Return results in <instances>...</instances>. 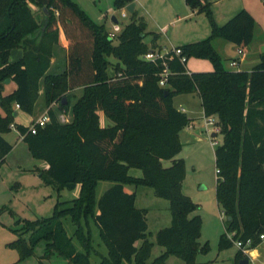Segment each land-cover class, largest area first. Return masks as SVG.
I'll list each match as a JSON object with an SVG mask.
<instances>
[{"label":"trees","instance_id":"obj_1","mask_svg":"<svg viewBox=\"0 0 264 264\" xmlns=\"http://www.w3.org/2000/svg\"><path fill=\"white\" fill-rule=\"evenodd\" d=\"M133 3L118 0L116 7ZM209 16L213 34L208 40L178 48L180 56L170 52L163 60L147 62L144 56L160 49L159 36L153 35L151 48L143 21L135 19L111 39L105 26L97 25L73 0H0V166L14 149L5 135L15 123V106L34 115L44 90L46 107L60 104V112L71 113L73 122L62 124L59 111L51 109L50 123L37 134L33 135L30 127L18 125L17 130L32 157L48 164L43 172L46 185L59 195L81 186L80 198L59 202L51 219L28 222L23 235L12 244L20 251L21 261L45 241L43 259L58 255L68 264H91L93 253L100 256L101 264H168L172 256L196 264L198 254L207 252L208 247L200 243L202 219L193 216L199 207L183 193L186 166L178 156L183 148L181 133L192 120L175 107L179 95L197 94L206 117L217 118L216 127L224 137L215 151L217 198L232 221H227L220 250L234 245L228 233H236V240L244 243L251 241L252 250L263 243L264 53L251 72L226 70L214 41L222 39L246 48L253 43L256 20L247 10L224 26H219L210 12ZM61 32L67 39V56L64 67L53 72ZM17 50L23 57L12 60ZM111 57L117 62L112 63ZM183 57L188 62L208 60L214 70L189 75ZM164 63L171 75L167 87L161 88ZM8 80L16 83L17 90L5 96ZM80 89V98L70 95ZM100 112L112 126H101ZM166 161L172 162L168 168ZM132 170L142 171L143 177L131 176ZM103 181L114 186L97 202V187ZM127 185L151 188L158 198L171 203L172 226L157 235L165 253L153 262L149 211L137 208L136 194L129 193ZM67 218L77 227L75 237L84 253L77 250L74 237L64 228ZM92 221L107 256L94 245ZM24 234L33 235L30 243ZM245 256L239 250L237 263Z\"/></svg>","mask_w":264,"mask_h":264},{"label":"rangeland","instance_id":"obj_2","mask_svg":"<svg viewBox=\"0 0 264 264\" xmlns=\"http://www.w3.org/2000/svg\"><path fill=\"white\" fill-rule=\"evenodd\" d=\"M73 1L97 25L105 26L110 33L114 32L115 26L124 29L135 19L145 22L147 33L150 34L146 43L152 48L153 35H158L157 46L160 49L156 51H161L164 55L173 48L178 49L208 40L213 34L209 12L219 26H224L239 12L247 10L256 16L260 27L259 33H261V29L264 31V0H134L136 4L135 13L128 11L130 5L118 9L116 7L118 0ZM31 7L37 11V14L41 15L36 6L32 5ZM113 18H116L119 23L115 24ZM219 43L226 44L228 42L221 40ZM216 48L225 56L224 66L231 68L229 61H227V55H224L223 46L217 44ZM234 54L235 51L228 55L234 56ZM12 60H15L14 56ZM54 60L52 71L56 72L58 68L64 67L65 54L59 52ZM110 61L112 63L117 62L114 57H111ZM188 68L193 71L209 68L213 71L214 66L208 60L191 59ZM15 88L16 83L10 85L8 91L14 93ZM4 95L6 96L7 93ZM70 95L80 98L82 91L72 92ZM174 103L178 110L186 108L190 112L189 116L195 120V127L192 129L188 127L185 130L186 137H189L190 140H185V143H182L183 148L178 159L183 160L186 166L183 193L198 205L199 210L193 216L199 215L203 222L201 246L208 247L207 252L198 254L196 264H238L239 248L235 244L230 249L220 250L221 237L227 233L228 217L219 207L217 198L215 151L224 141L223 135L219 133L216 127L217 118L206 117L199 96L179 95L175 97ZM51 109L59 111V120L62 124L73 122L71 113L60 112V104H54ZM51 109L47 108L44 99L39 97L34 115L21 113L24 120V125L21 126L30 127L32 118L49 114ZM214 134L217 136L213 137ZM5 137L9 143L15 145L20 139V134L17 130L12 129ZM44 165L46 163L34 159L28 147L23 144L0 166V264H68L65 258L58 255L51 259H43L47 249L45 241L39 242L34 254L24 261H21L20 251L12 246L23 235L28 222L51 219L59 202L69 203L81 196L80 185L72 190H64L61 195L53 186L46 185L42 170ZM164 165L168 168L172 162L166 161ZM130 174L138 178L143 177L142 171L139 170H132ZM113 186L112 182H100L96 192L97 202ZM126 188L137 193V207L149 211L147 217L149 239L154 244L150 262H153L165 253V249L158 245L157 235L162 230L172 226L171 203L158 198L151 188H137L130 185H127ZM63 224L68 235L74 237L77 250L84 253L79 239L75 237L77 227L72 219H64ZM91 228L96 249L107 256L108 250L101 240L100 231L94 221L91 222ZM23 238L30 243L33 235L24 234ZM141 244L140 242L138 246ZM257 253L258 256L255 260L250 257L256 255H246L244 261L249 260L250 264H264V243L257 248ZM101 262L100 256L95 253L91 255V264H101ZM168 264L186 263L172 256L168 259Z\"/></svg>","mask_w":264,"mask_h":264},{"label":"crops","instance_id":"obj_3","mask_svg":"<svg viewBox=\"0 0 264 264\" xmlns=\"http://www.w3.org/2000/svg\"><path fill=\"white\" fill-rule=\"evenodd\" d=\"M252 14V13H251ZM256 20V26H255V32H254V40H253V43L246 47V48H239L237 47L236 45L234 44H231V43H226V44H223V43H219L222 39H216L213 43V46L215 48V50L218 52V54L221 56V58L224 60V57L223 54L220 53V51L217 50L216 48V45L217 44H221V46H223L224 48V55H227V61H229V64L231 66V63L233 61H236L238 62L239 66L238 67H231L232 69H237V70H232L231 68H226L225 66V69L228 70V71H247V72H251L261 61V56L262 54L264 53V31H262L261 29V33H259V22L256 18V16L254 14H252ZM119 23V22H118ZM117 23V24H118ZM60 40H61V48H59L58 50V53L59 52H63L65 54V58L67 56V48H68V43H67V39L65 37V35L63 34V32H61V37H60ZM227 42V41H226ZM173 49H176V48H173ZM172 49V50H173ZM171 51H168L166 54L172 52ZM235 51V54L234 56H230L228 55L229 53H233ZM240 52H242L240 54ZM165 54V55H166ZM13 56L15 57V60H19L23 57V52L20 51V50H17L13 53ZM55 60H53V64H54ZM189 63V62H188ZM188 63H187V70H189L191 73H199V72H212L209 68H207V70H200V69H196L195 71L191 70L190 68H188ZM54 66V65H53ZM214 70V68H213ZM52 71V70H51ZM12 84H15L14 82H11L10 84H7L6 85V88H5V92L4 93H7V95H10L12 94L11 91H8V87ZM17 90V85H16V88H15V91ZM77 91H82L81 89L80 90H77ZM75 91V92H77ZM43 94H44V90H41L40 92V97L41 99L43 98ZM198 96L197 94H193V95H190V96ZM188 96V95H187ZM44 99V98H43ZM175 105V103H174ZM15 109H16V106H15ZM178 109V108H177ZM180 110H182L184 113H186L188 115V117L192 120V124L191 126H189L190 129L194 128L195 125H194V119L192 117L189 116V113L186 108H181ZM16 113H17V117L16 120H15V123L13 126L16 127L15 130H17V126L18 125H24V120L22 119L21 117V113L22 111L20 110H17L16 109ZM2 114H4V112L1 110ZM36 112V111H35ZM192 113V112H191ZM44 116V115H43ZM43 116L41 117H34L31 119L30 123L33 125L36 121H38L40 118H42ZM22 119V120H21ZM100 122H101V126L102 127H109V126H112V122L105 116V114L103 113H100ZM13 129V128H12ZM14 130V129H13ZM186 130V129H185ZM185 130L181 133V142L184 144L185 143V140L186 141H189L190 138L189 137H186V132ZM17 132L20 134V132L17 130ZM186 137V138H185ZM11 144V143H10ZM23 144H25V146L28 147V145L24 142V136H22L20 134V139L18 141V143H16L15 145H13L14 149L13 151L11 152V154H13L16 149L18 147H21ZM29 149V148H28ZM10 154V155H11ZM10 155L8 156L7 160L9 159ZM46 163V162H45ZM49 168L48 164L46 163V165H44V167L42 168L43 171H46L47 169ZM126 190L129 192V193H135L133 190H130V189H127ZM136 194V206H137V193ZM139 208V207H137ZM139 209H142V208H139ZM139 244V243H138ZM137 244V245H138ZM263 244V243H262ZM261 244V245H262ZM260 245V246H261ZM259 246V247H260ZM254 254L256 255L255 257L257 258V249L254 250L252 253H251V256H254ZM250 264V262H249Z\"/></svg>","mask_w":264,"mask_h":264},{"label":"built area","instance_id":"obj_4","mask_svg":"<svg viewBox=\"0 0 264 264\" xmlns=\"http://www.w3.org/2000/svg\"><path fill=\"white\" fill-rule=\"evenodd\" d=\"M121 31H122V29L119 26H115L114 32L110 33V38L111 39H115L117 37V35L121 33ZM172 52L176 53L179 56L182 55V51L180 49H173ZM241 53L242 52H240V54ZM164 57H165V55L162 54L161 52L151 51V52H149L148 54H146L144 56V60L147 61V62H157L159 60H163ZM182 63L187 67V63H188L187 58L183 57L182 58ZM238 66H239V64L236 61H233L231 63V67H238ZM164 68H165V70L161 74L160 82H159V85H160L161 88H166L167 87L168 81H169V78H170V75H171V71L169 69V66L166 63H164ZM187 73L189 75H191V72L189 70H187ZM16 109L20 110L21 107L19 105H16ZM49 122H50V117H49V114L47 113L42 118H40L38 121H36L33 125L30 126V132L33 135L37 134L38 130L41 129V128H45ZM12 128L16 129L15 126H12ZM229 235H231V240H229V241H231L235 245L238 244L239 245V247H238L239 250H242L245 255L251 256V253L254 251V250L251 249V241H248V242L244 243V242H242L240 240H236V238H235L236 237V233H228L227 237H229ZM261 240L264 243V235L261 236Z\"/></svg>","mask_w":264,"mask_h":264},{"label":"water","instance_id":"obj_5","mask_svg":"<svg viewBox=\"0 0 264 264\" xmlns=\"http://www.w3.org/2000/svg\"><path fill=\"white\" fill-rule=\"evenodd\" d=\"M135 8H136V4L133 3L132 5H130V6L128 7V11H129L130 13H135ZM113 22H114L115 24H117V23H118V20H117L116 18H113ZM6 83H7V84H10L11 81L8 80ZM166 94L168 95L169 93L167 92ZM65 104H66V101H65ZM15 117H17V113H15ZM216 136H217V134H214V135H213V137H216ZM228 221H229V222L232 221V218H228ZM249 262H250L249 260H246V261H242L241 264H249Z\"/></svg>","mask_w":264,"mask_h":264},{"label":"clouds","instance_id":"obj_6","mask_svg":"<svg viewBox=\"0 0 264 264\" xmlns=\"http://www.w3.org/2000/svg\"><path fill=\"white\" fill-rule=\"evenodd\" d=\"M228 238H229V240H231V235H229V237H228ZM236 246H237V247H239V245H238V244H237ZM257 256H258V253H257ZM250 258H251V259H253V260H255V259H256V257H250Z\"/></svg>","mask_w":264,"mask_h":264},{"label":"bare ground","instance_id":"obj_7","mask_svg":"<svg viewBox=\"0 0 264 264\" xmlns=\"http://www.w3.org/2000/svg\"><path fill=\"white\" fill-rule=\"evenodd\" d=\"M254 256H255V254H254Z\"/></svg>","mask_w":264,"mask_h":264}]
</instances>
